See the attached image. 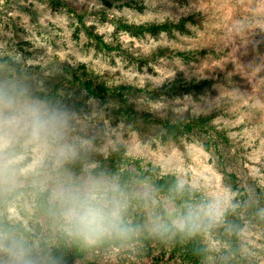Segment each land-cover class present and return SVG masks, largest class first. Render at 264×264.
Instances as JSON below:
<instances>
[{"label": "rangeland", "instance_id": "rangeland-1", "mask_svg": "<svg viewBox=\"0 0 264 264\" xmlns=\"http://www.w3.org/2000/svg\"><path fill=\"white\" fill-rule=\"evenodd\" d=\"M136 1L141 9L106 8L99 0H0V85L59 117L47 151L23 140L13 146L12 177L0 181V226L27 241L30 264H51L52 250L62 247L66 264H192L191 241L204 252L197 264H264V0ZM184 16L192 18L185 31L157 36H133L113 22ZM77 78L105 87L207 84L195 94L134 97L132 121L118 112L126 104L88 92ZM144 115H207L218 133L194 129L164 141L159 124ZM62 145L71 152L58 159ZM114 153L119 172L144 174L123 189L128 230L92 242L69 237L54 214L52 189L105 177L97 168ZM105 178L118 183L117 174ZM159 178L174 180L175 189L158 193ZM209 203L217 213L176 225L188 207ZM103 237L112 242L104 245ZM0 264L16 261L0 251Z\"/></svg>", "mask_w": 264, "mask_h": 264}, {"label": "clouds", "instance_id": "clouds-1", "mask_svg": "<svg viewBox=\"0 0 264 264\" xmlns=\"http://www.w3.org/2000/svg\"><path fill=\"white\" fill-rule=\"evenodd\" d=\"M59 117L42 111L37 105L22 102L7 85H0V181L11 179V160L14 145L21 140L28 143H44L54 132ZM71 152L68 145L56 149L57 158ZM182 187V186H180ZM149 196L150 192H145ZM53 211L62 222L67 235L73 239L92 242L94 238L123 234L128 229L123 220L126 201L124 190L114 180L89 176L81 183H59L50 193ZM218 212L215 204L190 206L186 215L176 225L183 229L186 222L195 221L201 214ZM0 251L13 255L16 264H30V247L27 241L9 227L0 226Z\"/></svg>", "mask_w": 264, "mask_h": 264}, {"label": "trees", "instance_id": "trees-1", "mask_svg": "<svg viewBox=\"0 0 264 264\" xmlns=\"http://www.w3.org/2000/svg\"><path fill=\"white\" fill-rule=\"evenodd\" d=\"M103 6L106 8L110 7H122L127 6L130 8L141 9L142 3L136 0H99ZM191 16H184L180 18L178 21H160V22H147V23H129L121 18H116L113 20L115 27L118 30L126 31L130 35L133 36H141L146 33L157 36L161 32L170 33L174 30L183 32L186 29V26L189 22H192ZM78 84L81 87H84L88 92L93 93L94 95L104 96L105 94L109 95L111 98L117 100L122 104H126L125 108H120L118 112L121 116H124L130 120H136L137 111L134 109L133 105L130 102V99L134 97H146L151 100H157L162 96H174L182 93L195 94L199 90L205 87L207 84L206 81L201 83H191V82H182L179 79H174L172 81H168L166 83L161 84L156 88H147L139 87L133 84H121L112 87L105 86H94L91 80H81L78 79ZM149 116V115H148ZM147 115H144L143 119L146 122L158 123L161 129V139L164 141L176 140L180 136L191 132L194 129L197 130H209L207 133H218L210 124L211 117L207 115L202 116H194L191 118H150ZM224 135V134H222ZM225 137V136H224ZM119 155L118 153H114L109 159L105 167H98L99 175L103 176H111L113 174H117L118 176V184L122 189H126L128 183L134 182L135 180H141L144 178V174H138L134 170H125L119 172L118 163H119ZM147 175L152 176V173L147 171ZM154 189L158 193H166L170 190L175 189V181L171 178H159L153 183ZM36 197L38 202L45 201L46 194L42 195L38 190H36ZM241 225L237 226L239 229ZM236 236H234L235 238ZM133 238V237H132ZM131 238V239H132ZM130 239V240H131ZM104 245H108L112 242L111 239L107 237L101 238ZM195 241H191L187 246V253L189 254L190 259L192 260V264H197V258L199 256H203L204 252L201 250L200 246L195 245ZM54 248L51 252V264H66L65 261L62 260V257L65 255L64 247ZM47 251V250H46ZM175 264H178L175 263Z\"/></svg>", "mask_w": 264, "mask_h": 264}]
</instances>
